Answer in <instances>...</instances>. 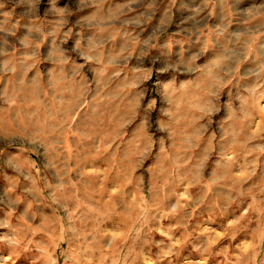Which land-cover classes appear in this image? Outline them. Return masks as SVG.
Returning <instances> with one entry per match:
<instances>
[{
    "label": "rangeland",
    "instance_id": "rangeland-1",
    "mask_svg": "<svg viewBox=\"0 0 264 264\" xmlns=\"http://www.w3.org/2000/svg\"><path fill=\"white\" fill-rule=\"evenodd\" d=\"M0 264H264V0H0Z\"/></svg>",
    "mask_w": 264,
    "mask_h": 264
}]
</instances>
